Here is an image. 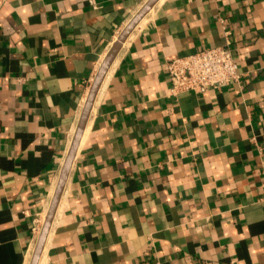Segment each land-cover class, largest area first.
<instances>
[{"label":"crops","instance_id":"obj_1","mask_svg":"<svg viewBox=\"0 0 264 264\" xmlns=\"http://www.w3.org/2000/svg\"><path fill=\"white\" fill-rule=\"evenodd\" d=\"M148 0H0V264H30L94 78ZM242 79L171 95L224 45ZM44 264H264V0H160L97 93Z\"/></svg>","mask_w":264,"mask_h":264},{"label":"built area","instance_id":"obj_2","mask_svg":"<svg viewBox=\"0 0 264 264\" xmlns=\"http://www.w3.org/2000/svg\"><path fill=\"white\" fill-rule=\"evenodd\" d=\"M226 43L204 47L194 53L171 58L167 62V75L171 82V95L187 91L205 92L234 82H240L242 72L232 51L230 31L226 30ZM33 227L35 234L41 231Z\"/></svg>","mask_w":264,"mask_h":264},{"label":"water","instance_id":"obj_3","mask_svg":"<svg viewBox=\"0 0 264 264\" xmlns=\"http://www.w3.org/2000/svg\"><path fill=\"white\" fill-rule=\"evenodd\" d=\"M160 0H148L143 7L138 11V13L131 19V21L126 25L123 29L121 34L119 35L118 39L112 45L110 51L107 53L105 59L103 60L95 78L91 85L89 94L85 101L75 134L73 136L71 145L67 152L65 161L63 163L59 179L51 199L47 214L45 216V220L41 231L39 233L33 255L31 258L30 264H39L41 259L52 223L55 217L59 202L61 200V196L63 194L65 184L67 182L73 161L77 154L81 139L83 137L85 128L87 126L97 93L101 87V84L111 67L114 59L116 58L117 54L119 53L123 43L126 41L132 30L135 26L139 23V21L159 2Z\"/></svg>","mask_w":264,"mask_h":264},{"label":"bare ground","instance_id":"obj_4","mask_svg":"<svg viewBox=\"0 0 264 264\" xmlns=\"http://www.w3.org/2000/svg\"><path fill=\"white\" fill-rule=\"evenodd\" d=\"M85 132V131H84ZM44 254H45V251L42 253V256H41V259L39 261V264H44Z\"/></svg>","mask_w":264,"mask_h":264}]
</instances>
